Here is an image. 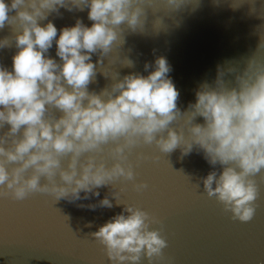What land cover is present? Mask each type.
I'll use <instances>...</instances> for the list:
<instances>
[{"label": "clouds", "instance_id": "9594fccd", "mask_svg": "<svg viewBox=\"0 0 264 264\" xmlns=\"http://www.w3.org/2000/svg\"><path fill=\"white\" fill-rule=\"evenodd\" d=\"M145 3L0 0V30L6 25L13 30L11 40L0 38V50L11 48L13 41L17 49L11 70L0 64V130L8 126L0 135V198L23 201L43 193L56 203L80 202L78 207L91 210L123 205L91 234L103 246L109 264H141L143 258L148 264H173L164 251L168 241L162 234L163 219L122 203L117 190V181L135 182L129 157L141 144H155L167 155L177 149L182 157L194 150L202 153L213 169L200 178L203 191L241 222L255 215L256 177L264 171V58L253 54L240 67L231 61L218 64L215 78L202 82L195 101L182 110L166 57L146 62V76L131 72L122 78L115 66L131 68L134 62L128 57H121L119 64L108 59L123 25L132 33H143L149 19ZM182 3L167 0L177 11ZM61 8L88 9L91 27L77 19L74 26L58 30L48 18L61 15ZM54 43L59 61L49 55ZM124 43L123 37L119 46ZM256 49H264V36ZM98 73L111 83L100 92L90 91ZM106 146L114 161L111 166L104 155ZM144 158L138 154L137 163ZM107 186L112 190L103 199L83 203L99 198V189ZM133 187L142 192L148 184Z\"/></svg>", "mask_w": 264, "mask_h": 264}, {"label": "water", "instance_id": "95a60500", "mask_svg": "<svg viewBox=\"0 0 264 264\" xmlns=\"http://www.w3.org/2000/svg\"><path fill=\"white\" fill-rule=\"evenodd\" d=\"M144 6L149 19L143 33H132L123 25L124 32L108 59L119 64L121 57H128L134 62L131 68L115 66L122 78L131 72L146 76V62L166 57L172 67L169 75L180 91L178 106L182 110L195 101V90L202 82L215 78L218 64L231 61L240 67L253 54L264 58V49H256L264 36V0H183L179 11L167 0H146ZM88 11L61 8V15L53 13L48 19L58 30L74 26L77 19L91 27ZM12 35L11 26L0 30V38L11 40ZM16 51L14 41L11 48L0 50V64L11 70ZM49 55L59 61L55 43ZM98 59L94 54L93 62ZM110 83L98 73L89 90L100 92ZM7 130L6 125L0 135ZM108 147L104 155L111 166L114 161L108 156ZM138 154L145 158L137 163ZM129 159L137 176L135 182H116L120 200L163 219L162 234L168 241L164 251L173 264H264V171L256 177L259 196L255 215L251 221L241 222L233 220L231 213L203 191L200 178L213 169L202 153L194 150L182 157L177 149L167 155L155 144H141ZM64 163L66 166L67 160ZM139 182H146L148 188L137 192L133 183ZM111 190V186L101 188L99 198L83 203H96ZM109 199L115 205V199ZM78 203H56L54 197L43 193L23 201L0 198V264H109L103 246L91 234L124 206L91 210L78 207ZM141 264H148L147 258Z\"/></svg>", "mask_w": 264, "mask_h": 264}]
</instances>
